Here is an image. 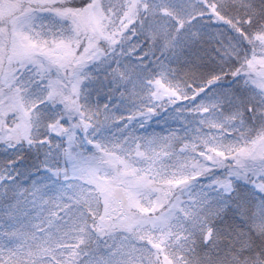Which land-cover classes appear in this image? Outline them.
<instances>
[{
  "label": "snow or ice",
  "instance_id": "snow-or-ice-1",
  "mask_svg": "<svg viewBox=\"0 0 264 264\" xmlns=\"http://www.w3.org/2000/svg\"><path fill=\"white\" fill-rule=\"evenodd\" d=\"M0 264H264V0H0Z\"/></svg>",
  "mask_w": 264,
  "mask_h": 264
}]
</instances>
